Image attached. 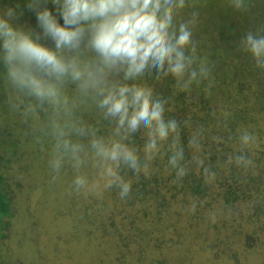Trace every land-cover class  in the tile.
Instances as JSON below:
<instances>
[{"label": "clouds", "instance_id": "clouds-1", "mask_svg": "<svg viewBox=\"0 0 264 264\" xmlns=\"http://www.w3.org/2000/svg\"><path fill=\"white\" fill-rule=\"evenodd\" d=\"M187 7L186 0L0 3L2 102L31 119L53 181L71 169L70 192L99 199L111 190L124 203L131 183L158 162L176 183L192 167L206 182L215 179L203 155L204 127L177 119L171 97L153 87L171 81L174 96L211 83V65L193 38L198 14ZM238 47L264 71V27L245 32ZM235 141L222 163L247 169L257 135L237 129Z\"/></svg>", "mask_w": 264, "mask_h": 264}, {"label": "rangeland", "instance_id": "rangeland-1", "mask_svg": "<svg viewBox=\"0 0 264 264\" xmlns=\"http://www.w3.org/2000/svg\"><path fill=\"white\" fill-rule=\"evenodd\" d=\"M252 84L257 92L261 85ZM3 95L2 88L0 174L12 215L6 219V239L0 240V264H264V233L253 222L256 200L232 206L223 196L243 176L221 167L204 199L190 192L176 195L163 168L158 171L164 181L153 184L145 199L132 189L124 203L111 190L99 199L72 193L71 169L55 181L50 178L46 144L29 117L7 109ZM254 119L259 125L248 127L257 135L250 172L263 179L264 120ZM258 150L263 162L255 155ZM190 171L199 173L194 167ZM254 232L258 239L248 247L246 237Z\"/></svg>", "mask_w": 264, "mask_h": 264}, {"label": "trees", "instance_id": "trees-1", "mask_svg": "<svg viewBox=\"0 0 264 264\" xmlns=\"http://www.w3.org/2000/svg\"><path fill=\"white\" fill-rule=\"evenodd\" d=\"M186 4V14L192 11L198 14L193 38L211 65V83L197 86L188 94L178 93L174 96L171 81L153 87L162 95L171 97V114L177 119L190 118L194 124L204 127L203 155L206 163L217 172L224 166L222 161L225 154L237 147L236 130L258 126L254 119L258 115L264 120V71L256 69L250 55L238 47L239 38L245 32L264 27V0H245L246 6L241 11L233 9L229 0H186ZM252 83L261 85L257 92H253ZM248 91L253 95H249ZM92 115L90 112L83 114L84 118L89 116V119H92ZM249 131L254 132V129ZM214 136L221 137V141L215 142L212 139ZM4 143V139L0 140L1 145ZM262 146L264 150V144ZM263 150L255 154L262 162L260 157ZM250 151L248 154L252 157ZM224 167L231 174L243 176L237 178L239 183L234 182L235 187L229 184L223 191L225 201L233 206L238 200H256L253 208L256 218L253 222L264 233V219L261 218L264 217V208L259 206L264 201V178L252 175L250 167ZM161 168L162 163L158 162L152 174L137 178L131 187L132 193L145 199L153 184L159 185L160 181H164L159 176L158 170ZM199 173L189 171L183 181L174 182L172 191L176 195L190 192L194 197L204 199L212 186ZM222 182H219L220 186ZM4 183L5 177L0 174V240L6 239L3 233L8 227L6 219L12 215V199ZM255 235V232L247 235L248 247L258 239Z\"/></svg>", "mask_w": 264, "mask_h": 264}]
</instances>
